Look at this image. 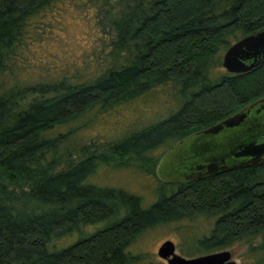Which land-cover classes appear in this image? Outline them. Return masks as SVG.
Wrapping results in <instances>:
<instances>
[{
    "label": "trees",
    "instance_id": "obj_1",
    "mask_svg": "<svg viewBox=\"0 0 264 264\" xmlns=\"http://www.w3.org/2000/svg\"><path fill=\"white\" fill-rule=\"evenodd\" d=\"M59 1L0 0V77L11 80L0 83V173L27 182V189H15L0 181V264H139L140 255L126 251L136 237L198 215L214 218L208 234L195 240L201 252L259 237L246 256L264 264V161L196 180L160 179L147 206L138 195L88 181L111 160L93 143L75 148L87 157L55 170L73 133L55 128L158 86L172 84L178 106L109 141L114 157L154 163L158 149L163 154L263 97L264 62L217 77L209 65L220 49L264 29V0H85L98 25L114 33V62L88 80L18 79L32 21ZM87 225L96 227L84 232ZM74 231V241L53 245Z\"/></svg>",
    "mask_w": 264,
    "mask_h": 264
},
{
    "label": "rangeland",
    "instance_id": "obj_2",
    "mask_svg": "<svg viewBox=\"0 0 264 264\" xmlns=\"http://www.w3.org/2000/svg\"><path fill=\"white\" fill-rule=\"evenodd\" d=\"M36 18L30 26L27 48L20 52L21 61L18 60L19 67L16 70L18 79H60L63 75L75 74L79 80H88L101 68L114 62L115 55L111 53L114 33L98 25L95 8L89 2L62 0ZM225 51L220 49L210 62L209 71L213 77L228 72L222 65ZM10 81L6 76L0 77V83ZM172 87V84L158 86L135 100L103 111L90 110L76 122L55 128L58 132L73 129L68 137L71 139L67 138L62 145L64 152L55 170L66 169L70 164L87 157L86 152L75 148L93 143L97 145V152L102 157L111 160L107 164H100L88 181L138 195L143 206L152 203L161 184L156 168L165 152L161 154L162 149H158L155 151L158 157L154 163H143L134 156L123 159L114 157L108 144L125 132L172 112L178 106ZM0 181L11 188L27 189L26 181L11 180L5 173H0ZM213 221V217L198 215L192 219L185 218L159 225L141 233L128 245L126 251L140 255L139 264H167L157 251L165 240H172L175 252L184 257L205 254L195 246V240L208 234ZM95 227L87 225L83 231L89 232ZM77 236L78 232L74 231L54 239L52 243L58 247L64 246ZM251 239L235 242L224 249L230 251L231 259L237 264H250L246 256L248 246L260 240L259 237Z\"/></svg>",
    "mask_w": 264,
    "mask_h": 264
},
{
    "label": "water",
    "instance_id": "obj_3",
    "mask_svg": "<svg viewBox=\"0 0 264 264\" xmlns=\"http://www.w3.org/2000/svg\"><path fill=\"white\" fill-rule=\"evenodd\" d=\"M263 62L264 29L232 43L223 55L222 65L230 73H243ZM263 161L264 96L177 141L161 156L156 173L164 181H188L261 165ZM157 253L167 264H237L227 249L184 257L175 252L172 240H165Z\"/></svg>",
    "mask_w": 264,
    "mask_h": 264
}]
</instances>
